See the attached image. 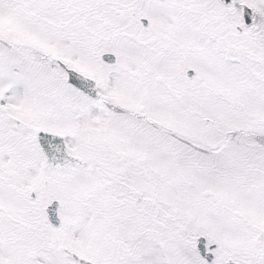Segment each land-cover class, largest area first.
I'll return each mask as SVG.
<instances>
[{
  "label": "snow or ice",
  "instance_id": "6c2138e0",
  "mask_svg": "<svg viewBox=\"0 0 264 264\" xmlns=\"http://www.w3.org/2000/svg\"><path fill=\"white\" fill-rule=\"evenodd\" d=\"M0 264H264V0H0Z\"/></svg>",
  "mask_w": 264,
  "mask_h": 264
}]
</instances>
